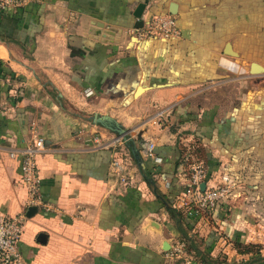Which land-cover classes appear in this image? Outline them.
Returning <instances> with one entry per match:
<instances>
[{
  "label": "crops",
  "instance_id": "1",
  "mask_svg": "<svg viewBox=\"0 0 264 264\" xmlns=\"http://www.w3.org/2000/svg\"><path fill=\"white\" fill-rule=\"evenodd\" d=\"M22 1L0 13V215L23 218V264H171L181 233L160 199L178 208L193 164L207 168V187L233 186L238 198L264 185V75L249 73L264 67V0ZM171 3L180 37L139 40L137 8L146 23L171 15ZM251 3L258 12L236 23L233 8ZM228 44L246 56L240 66ZM95 115L128 131L142 168ZM33 136L49 149L37 159L35 204L10 156ZM216 223H192L202 252L248 261L237 244L255 242L234 225L235 238L222 227V244Z\"/></svg>",
  "mask_w": 264,
  "mask_h": 264
},
{
  "label": "built area",
  "instance_id": "2",
  "mask_svg": "<svg viewBox=\"0 0 264 264\" xmlns=\"http://www.w3.org/2000/svg\"><path fill=\"white\" fill-rule=\"evenodd\" d=\"M22 0H0V13L19 9L24 5ZM139 40L150 38L170 39L180 37L176 18L172 15L152 16L142 29L136 30ZM43 137L33 136L23 147H16L10 152L12 158H18L21 176L28 191L31 204L39 201L40 176L37 159L48 151ZM154 146H150L148 156H154ZM115 166L118 163L114 164ZM188 178V187L179 199L180 209H196L212 213L218 203L230 192L229 188H209L202 191L201 185L206 183L207 170L203 163L193 164ZM207 184V183H206ZM24 231L22 217L8 218L0 215V264H23L20 253V242ZM166 258L171 264H199L187 253V245L183 240L174 243L167 252Z\"/></svg>",
  "mask_w": 264,
  "mask_h": 264
},
{
  "label": "rangeland",
  "instance_id": "3",
  "mask_svg": "<svg viewBox=\"0 0 264 264\" xmlns=\"http://www.w3.org/2000/svg\"><path fill=\"white\" fill-rule=\"evenodd\" d=\"M256 2L257 1H255L254 3ZM252 5L253 3L250 4V9H246V10L243 9L242 6L238 4L236 8H233L232 13L234 14V19L236 23L241 22L240 18L242 17V14L243 16H245L246 13H248V11L251 13L252 11H254L255 13L258 12L257 6L251 8ZM245 57H246L245 55L241 56L237 58V60H232L231 62L239 65L242 61L245 62ZM227 68L228 69L226 74H230V75L232 74L233 79L235 77L240 76V70L236 65H233V67L227 66ZM117 144H118L117 146L124 147L125 142L122 139H119V143ZM252 173H254V175L259 177L257 175V170L253 171ZM208 174L209 172H207V176ZM209 179H207V182H209ZM225 185L213 186V188L226 187L230 189L228 195L221 200L223 201L222 202L223 205L218 209L217 212H216L217 209L216 207V209L211 213V217H213L214 220L217 221L218 227L219 226L221 227V229L219 228L218 231L215 230L214 235H217L215 236V238H218V242L224 244L225 239L223 237V233L221 234L220 232H224L222 227H227V226L230 228L229 233L231 234V236H233V238H235L234 234L237 233V231L235 232L236 229L235 228L233 229V226L235 225L237 227L242 228L240 232V236H237L238 238H245L246 241L248 240V242H255L264 245V185L258 191H250V193H248L247 195H243L242 198L237 197L238 193L234 194L232 192L233 186H225ZM237 187L243 188L242 185L234 186V188Z\"/></svg>",
  "mask_w": 264,
  "mask_h": 264
},
{
  "label": "trees",
  "instance_id": "4",
  "mask_svg": "<svg viewBox=\"0 0 264 264\" xmlns=\"http://www.w3.org/2000/svg\"><path fill=\"white\" fill-rule=\"evenodd\" d=\"M112 128L117 131L121 130L118 125H112ZM125 145L136 154H140L142 148L136 145V143L129 139ZM143 170V169H142ZM145 178L150 185L153 186L154 182L150 172L143 170ZM210 178L208 174L207 179ZM206 179V182H207ZM183 191V188L180 186L179 194ZM177 195V196H178ZM164 203L165 209L169 212L172 219L177 224V227L181 233V240L186 242L187 253L192 255L199 264H264V245L259 243H250L244 245L238 243L236 249L241 255H250V259L245 262L240 263H227L211 258L208 254L202 252L200 244L197 241V236L192 233L191 228L193 227L192 223L196 222L202 218L211 219V213L208 211H197L196 209H180L173 207V201H171L167 196H162L160 199Z\"/></svg>",
  "mask_w": 264,
  "mask_h": 264
},
{
  "label": "water",
  "instance_id": "5",
  "mask_svg": "<svg viewBox=\"0 0 264 264\" xmlns=\"http://www.w3.org/2000/svg\"><path fill=\"white\" fill-rule=\"evenodd\" d=\"M145 4H141L136 12L134 13V17L138 20L137 24H136V28H142L145 24V22L142 20V16H143V12L145 10ZM178 6L175 3H171L170 5V14L171 15H177L178 13ZM224 54L226 56H230V57H234L237 58L239 57V54H237L236 52H234L233 47L231 44H228L225 48ZM249 73L253 76H257V75H264V67L256 62L251 63L250 65V69H249ZM144 91L143 88H140L136 94V97H138L142 92ZM92 122L93 124H95L96 126H100L106 130H108L109 132L115 134L119 139H122L125 143L129 140L128 137V131L125 130L123 128V126L121 124H119L117 121L111 119L108 116H100V115H95L92 118ZM118 125L121 130H114L112 128V125ZM133 158L135 159V161L137 162V164L139 165L140 168H142L144 166L141 157L139 154L134 153V151H131ZM207 187L206 183H203L201 185V189L202 191H205ZM32 211H35V209H33Z\"/></svg>",
  "mask_w": 264,
  "mask_h": 264
}]
</instances>
